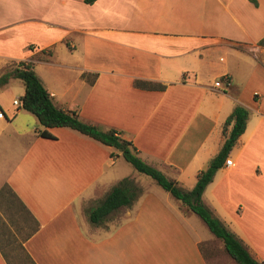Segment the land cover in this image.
I'll return each mask as SVG.
<instances>
[{"label": "crops", "instance_id": "crops-1", "mask_svg": "<svg viewBox=\"0 0 264 264\" xmlns=\"http://www.w3.org/2000/svg\"><path fill=\"white\" fill-rule=\"evenodd\" d=\"M263 35L264 0H0V75L30 62L56 106L114 128L188 189L246 106L201 198L264 262ZM23 92L18 77L0 82V264H237L114 146L69 126L40 134ZM124 176L136 197L91 221Z\"/></svg>", "mask_w": 264, "mask_h": 264}, {"label": "trees", "instance_id": "trees-1", "mask_svg": "<svg viewBox=\"0 0 264 264\" xmlns=\"http://www.w3.org/2000/svg\"><path fill=\"white\" fill-rule=\"evenodd\" d=\"M91 3L94 0H84ZM264 45V35L258 40ZM10 76L18 77L24 84V92L20 97V104L25 109L33 112L39 122L44 126L39 130L40 134L51 136L47 127L69 126L86 133L106 144L117 148L123 158L128 161L137 171L147 174L155 180L162 188L171 192L187 208L198 214L208 225L210 230L224 243L225 250L236 261L237 264H264L255 259L242 241L226 227L205 204L201 198L202 192L208 182L212 179L215 171L220 167L227 157L228 151L237 141L239 135L244 131L248 117V108L237 103L232 111L225 117L222 123L224 139L218 152L209 159L207 165L200 169L197 178L191 188H185L175 179L166 176L159 168L143 160L137 153L132 141L121 136L114 128L106 130L97 125L82 120L74 111L62 109L55 105L52 96L45 88L36 74L30 62H21L11 67L0 75V82L7 81ZM141 86L151 87L153 83L138 81ZM140 188L132 178L122 177L99 203L89 211V218L98 222L105 214L121 204H130L136 197ZM24 207V205L21 203Z\"/></svg>", "mask_w": 264, "mask_h": 264}, {"label": "rangeland", "instance_id": "rangeland-1", "mask_svg": "<svg viewBox=\"0 0 264 264\" xmlns=\"http://www.w3.org/2000/svg\"><path fill=\"white\" fill-rule=\"evenodd\" d=\"M128 165H130V164H128ZM137 173H139L142 177H145L147 179H150V181H153L152 182V185H153L154 188H156V189H163L151 177H149L148 175H146L144 173H141V172H137Z\"/></svg>", "mask_w": 264, "mask_h": 264}, {"label": "built area", "instance_id": "built-area-1", "mask_svg": "<svg viewBox=\"0 0 264 264\" xmlns=\"http://www.w3.org/2000/svg\"><path fill=\"white\" fill-rule=\"evenodd\" d=\"M13 102H14V103H19V100H18V99H14ZM225 162H226V163H230V162H231V158H230V157H227V158L225 159Z\"/></svg>", "mask_w": 264, "mask_h": 264}]
</instances>
